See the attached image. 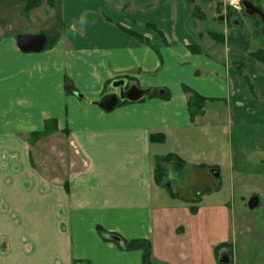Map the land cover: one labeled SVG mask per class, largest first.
Instances as JSON below:
<instances>
[{"label": "crops", "instance_id": "obj_1", "mask_svg": "<svg viewBox=\"0 0 264 264\" xmlns=\"http://www.w3.org/2000/svg\"><path fill=\"white\" fill-rule=\"evenodd\" d=\"M28 1L0 0V264H143L140 251L120 246L139 239L158 264L263 261L264 239L251 236L259 217L243 215L252 195L237 202L233 186L244 163L258 165L248 178L264 209V143L242 141L264 127L252 30L224 26L214 43L189 0H42L24 13ZM20 34L51 46L22 53ZM119 78L169 99L92 109ZM185 88L207 99L193 120ZM48 121L54 132L32 136ZM168 154L218 170L221 187L196 204L171 197L153 179L154 157Z\"/></svg>", "mask_w": 264, "mask_h": 264}, {"label": "rangeland", "instance_id": "obj_2", "mask_svg": "<svg viewBox=\"0 0 264 264\" xmlns=\"http://www.w3.org/2000/svg\"><path fill=\"white\" fill-rule=\"evenodd\" d=\"M233 1L234 0H190L192 13L195 16V20L201 22V25L203 26L201 32L203 33L205 32L207 33V35L208 33L214 34V35L210 34V36L208 35L210 39L214 41L215 39L213 36H216V38L220 40L221 35L218 33V31L220 28L224 26H227L228 28L231 27L250 28L253 32L252 38L250 40V44L252 46V53L257 52L258 50H264V25H262L261 21L257 17L247 15L246 11L243 9L242 6V1L244 0L238 2L239 4L238 9L234 8ZM245 1L257 6V8L262 13H264V0H245ZM194 8L196 9L194 10ZM221 18L222 20H220ZM253 22H257V24L254 26ZM15 31L22 32L23 29L19 30L18 28H16ZM235 64L238 65L239 63H234L233 65L235 66ZM90 101H95V100H90ZM90 107L94 110H99L94 106H90ZM243 140L247 141L248 143L250 142L257 143L259 141L264 143V127L248 128L242 141ZM236 142L237 139H234V143ZM244 165L248 166V169L245 172H237L236 177L238 179H236L233 182L234 191H235V200L237 202L239 201L238 199L239 196L242 195L245 199H249L250 197H254L252 193H255V192L251 193L250 191L254 189L258 190L257 185L248 178V177H252V174H249L248 171L250 173H253L254 172V170H252L253 167L256 169L258 165L253 164V167L248 163H244ZM258 169H262V167L260 166ZM228 176H230V173ZM73 184L76 183L74 182ZM215 186L216 188L217 186L218 188L221 187L219 179L214 180V187ZM101 189H102L101 180L100 178H97L95 182H93V190L96 197L103 196V192ZM218 190L219 189H217L216 191ZM247 195H252V196L246 198ZM245 212H246L245 214L243 213L244 216H251L252 214H254L255 216L259 217L258 219H256V223L258 224L257 230L253 231L251 236L255 238L264 239V216H261L264 214V209H254L253 211H249L248 209H246ZM105 235L106 234L102 236L105 237ZM237 248H238V257L240 259L242 254H246V253L241 250L240 246H237ZM263 262L264 260L260 262L259 260L242 259V260H238L237 264H262Z\"/></svg>", "mask_w": 264, "mask_h": 264}, {"label": "water", "instance_id": "obj_3", "mask_svg": "<svg viewBox=\"0 0 264 264\" xmlns=\"http://www.w3.org/2000/svg\"><path fill=\"white\" fill-rule=\"evenodd\" d=\"M222 20V18L220 19ZM15 43L18 50L22 53H38L42 51L46 44V37L44 35H17ZM108 92L102 95L99 100L91 101L90 105L98 108L105 113H110L118 106L119 103H137L150 94V90H144L134 83H129L124 78L113 80ZM218 170L212 169L210 172H204L198 167H185L181 163H171L167 170V178L169 182L166 184L170 186V182L177 184L175 193L186 201H192L193 193L201 190L212 188L213 179L218 178ZM247 207L253 210L258 207V198L251 197L247 203ZM221 264H229L228 256L224 255L220 258Z\"/></svg>", "mask_w": 264, "mask_h": 264}, {"label": "trees", "instance_id": "obj_4", "mask_svg": "<svg viewBox=\"0 0 264 264\" xmlns=\"http://www.w3.org/2000/svg\"><path fill=\"white\" fill-rule=\"evenodd\" d=\"M41 1L42 0H29L27 2L26 6L24 7V13H27L30 10L38 7L40 5ZM190 4H191V2H190ZM195 9L196 8H194V10ZM192 15L195 19V16L193 13H192ZM197 18H199V17H197ZM210 34L211 33H208L209 36H210ZM211 35H214V34H211ZM215 35H217V34H215ZM213 37H214V39H215L214 41L216 43H221V40H218L216 38V36H213ZM49 46H51V42L47 41L45 48H49ZM249 56H250V58H253L254 60L260 62L261 64H264V50H258L257 52L249 54ZM236 69H237V72L239 74L242 73L241 72V65H236ZM242 77H243L245 83L247 84L248 88L250 90H252L250 84L248 83V80L246 79V77L244 75ZM184 90H185V93L188 94L187 106H188L190 118H191V120H193L196 116L202 114V109H203L204 104L207 101V99L196 94L195 92H193L189 88H185ZM66 91L71 92V91L67 90V88H66ZM154 97H158L162 100H168L169 99V93L167 90H162V92H159L158 89H153L149 98H154ZM122 104H124V103H120L119 105H122ZM55 130H56L55 122L54 121H48V122H46L45 130L42 134L34 133L32 136L38 137L40 135H47V134L49 135L50 133L54 132ZM149 141L151 143H162L164 141V138L162 135H151L149 137ZM174 162L182 163V161L177 156L172 155V154L154 157L153 179H154V183L157 186H159L160 188L164 189L168 193V195H170L171 197H174V198H179L178 195L171 188L166 187L167 167L171 163H174ZM200 168H202L203 170H207L201 166H200ZM217 189H219L218 186H217V188L215 186L212 189H206V190H203L199 193L193 194V196L195 197L193 204H196L198 202L197 196H199L201 194L208 193V192H212V190L216 191ZM194 210H195V208H194ZM98 231L100 234L102 233V235L106 234V233H103L101 230H98ZM120 246H122L123 249L128 250V251H140L142 254V263L143 264H158L152 260L151 244L147 240H144V239L129 240V241L123 240L120 243ZM224 246H225L224 244L217 246L215 248V253H217L218 250L223 248Z\"/></svg>", "mask_w": 264, "mask_h": 264}, {"label": "flooded vegetation", "instance_id": "obj_5", "mask_svg": "<svg viewBox=\"0 0 264 264\" xmlns=\"http://www.w3.org/2000/svg\"><path fill=\"white\" fill-rule=\"evenodd\" d=\"M242 6H243V9L246 11V13H247V15H249V16H255V17H257L260 21H261V23H262V25H264V13H262L258 8H257V6H255V5H253V4H251V3H249V2H246L245 0L244 1H242ZM257 24V22H253V25L255 26ZM17 36V35H16ZM15 36V37H16ZM15 40V39H14ZM48 41V40H47ZM47 41H46V43H47ZM45 46H46V44H45ZM44 49H45V47H44ZM43 49V50H44ZM41 52V51H40ZM39 53V52H38ZM130 82H128V84H129ZM109 85L110 84H108V86L106 87V92L105 93H108V92H112V90L110 89V90H108L107 88L109 87ZM151 92H152V90H150V94H151ZM159 92H160V90H159ZM150 94L148 95V97L150 96Z\"/></svg>", "mask_w": 264, "mask_h": 264}, {"label": "clouds", "instance_id": "obj_6", "mask_svg": "<svg viewBox=\"0 0 264 264\" xmlns=\"http://www.w3.org/2000/svg\"><path fill=\"white\" fill-rule=\"evenodd\" d=\"M79 22H80L82 25H84V24L87 23L86 18H85L84 16H81V17H80Z\"/></svg>", "mask_w": 264, "mask_h": 264}]
</instances>
